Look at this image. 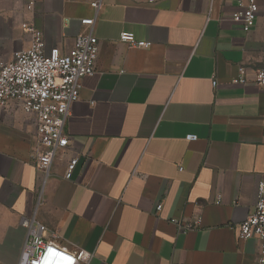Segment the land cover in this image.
<instances>
[{
  "label": "crops",
  "instance_id": "1",
  "mask_svg": "<svg viewBox=\"0 0 264 264\" xmlns=\"http://www.w3.org/2000/svg\"><path fill=\"white\" fill-rule=\"evenodd\" d=\"M95 1L36 0L27 11L0 0L1 61L28 47L23 23L65 53L93 18L98 41L63 129L68 147L44 182L34 118L0 107V264H18L23 218L65 250L94 251L89 264H257V241H239L237 227L264 175V89L251 79L264 70V0L247 33L231 19L245 0ZM122 32L151 46L129 49ZM240 66L249 81L234 85ZM197 216V229H179Z\"/></svg>",
  "mask_w": 264,
  "mask_h": 264
},
{
  "label": "built area",
  "instance_id": "2",
  "mask_svg": "<svg viewBox=\"0 0 264 264\" xmlns=\"http://www.w3.org/2000/svg\"><path fill=\"white\" fill-rule=\"evenodd\" d=\"M100 0L91 3L94 9L100 7ZM36 0H25V9L33 11ZM240 10L232 13L231 19L249 32L255 25L259 7L256 0L239 3ZM95 19H82L80 24L87 32L79 35L73 46L65 53L58 48L46 49L42 32L30 23L21 28L30 37L27 48L16 51L10 61L0 60V107L10 102L20 105L22 111L34 118L35 167L46 180L53 160L65 153L68 137L64 126L69 109L79 99L80 81L95 72L98 55V41L91 29ZM119 42L129 49L149 48L151 43L139 41L133 33L122 32ZM252 81L264 89V70L256 71ZM249 81L244 66L237 69L231 80L234 85H244ZM216 87V82H212ZM187 141H195L196 136L188 135ZM77 157L70 158L66 164L64 179L71 180L78 165ZM162 204L155 207L159 212ZM199 216L179 224L182 231H193L200 226ZM21 226L27 231L18 264H89L94 251H68L53 241L44 238V227L34 218H23ZM54 237V236H53ZM239 241L256 240L258 249L257 264H264V175L257 183L256 201L252 212L237 227Z\"/></svg>",
  "mask_w": 264,
  "mask_h": 264
}]
</instances>
